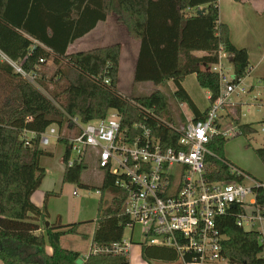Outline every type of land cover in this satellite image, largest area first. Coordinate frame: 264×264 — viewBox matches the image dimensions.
Segmentation results:
<instances>
[{"label": "trees", "instance_id": "1", "mask_svg": "<svg viewBox=\"0 0 264 264\" xmlns=\"http://www.w3.org/2000/svg\"><path fill=\"white\" fill-rule=\"evenodd\" d=\"M112 13L117 14L129 36L140 41L134 81L156 86L147 95L128 98L118 90L120 43L68 52L72 43ZM220 45L232 54L233 81L239 83L249 72V52L231 42L228 25L220 21L219 0H0V261L130 264L123 253L93 251L122 242L130 221L123 213L128 192L116 185L117 177L108 168L99 167L102 182L94 188L102 195L112 192L113 198L106 204L103 197L100 199L97 217L92 220L96 223L92 249L82 263L78 262L81 253L64 247L61 239L67 234H82L79 229L83 222L63 224L58 217L57 222L46 224L50 217L47 204L39 207L32 201L47 172L41 158L51 154L42 148L40 133L52 124L58 126V141L66 145L63 182L80 185H84L82 171L89 159L84 156L68 164L71 116L88 122L105 118L114 109L122 116V128L139 123L165 146L175 145L179 133L157 116L185 121V115L180 107L174 110L175 115L160 86L173 81L176 89L172 97L177 105H188L195 120L205 118L210 107L199 109L182 82L196 73L199 84L211 93L210 104L214 102L220 95V81L208 67L218 62ZM3 55L25 71L37 73V84L50 97L16 71ZM48 62L53 64V71L46 67ZM234 120L239 133L246 137L257 131L253 123H241L239 114ZM29 131L38 135L28 136ZM141 132V128L133 130L135 134ZM228 139L217 134L209 143L217 155L207 159L213 180L236 177L228 163L235 165L224 154ZM254 150L264 163V145ZM237 178L243 180L242 176ZM54 193H46V200ZM256 193L257 201L264 203V187L256 188ZM241 211L238 205L217 219L225 235L223 255L236 264H264L259 233L237 223ZM141 244L144 258L177 259L170 248Z\"/></svg>", "mask_w": 264, "mask_h": 264}, {"label": "built area", "instance_id": "2", "mask_svg": "<svg viewBox=\"0 0 264 264\" xmlns=\"http://www.w3.org/2000/svg\"><path fill=\"white\" fill-rule=\"evenodd\" d=\"M231 57L220 45L218 62L208 67L219 77L220 95L211 103L205 118L173 121L157 116L179 133L175 145L165 146L149 128L139 123L122 128V116L116 110L111 116L88 122L71 116L73 129L68 134L71 144L68 164L71 166L75 159L94 155L98 167L108 168L117 177L116 185L128 192L123 208L130 219L127 227L143 224V244L172 249L177 255L176 262L182 264H213L225 258L222 252L225 235L217 219L227 214L234 204L242 208L237 214L238 225L257 231L259 242L264 244V203L257 201L256 193V188L264 187V182L230 163L235 178L213 180L208 174V156H217L209 147L213 136L222 134L230 138L240 132L234 120L239 112L230 96L243 79L239 83L233 81ZM3 58L23 77L37 83V73L25 71L7 56ZM226 107L230 115L228 128L221 124V111ZM139 128L141 133H133ZM27 135L36 137L38 134L29 131ZM59 135L57 125L52 124L40 133V143L49 145L51 138L58 139ZM237 176H242L243 180ZM247 179L252 180V184H246ZM249 195L254 198L247 200ZM132 239L133 235L130 240L124 238L122 242L93 251L123 253L128 257Z\"/></svg>", "mask_w": 264, "mask_h": 264}, {"label": "rangeland", "instance_id": "3", "mask_svg": "<svg viewBox=\"0 0 264 264\" xmlns=\"http://www.w3.org/2000/svg\"><path fill=\"white\" fill-rule=\"evenodd\" d=\"M110 15L112 16L108 19V22L104 24L103 27L100 25L95 31L97 37L92 35V39L89 38L80 41V43L85 42L82 46L83 49L103 46L115 41H121V43H125L126 49L127 47L129 48V43L127 41H130L128 37L129 34L127 35L128 30L124 27V24L121 23L123 25L122 33H119L118 30H116V33L111 34L112 36L108 35L113 31V26L116 25L115 17H117V21L119 22L117 14L112 13ZM75 49L74 45L70 48L71 51H74ZM122 64L118 90L125 97L131 98L147 95L156 88L151 82L134 81L135 59L130 60L129 56L126 54ZM46 67H49L50 70L52 69L53 71L54 66L51 62H48ZM182 84L188 89L201 109L210 106V100L207 97V89L199 84L196 73L187 75ZM36 86L50 97L49 93L43 87L37 83ZM241 87H245L246 92H241ZM160 88L168 96L170 101L169 105L173 111L180 107L181 110L190 114V108L186 104H179L178 106L177 102L172 97V92L176 89L173 81L160 86ZM230 98L232 102L236 104L237 111L240 112V122L253 123L257 131L247 137L242 134L230 137L224 146V154L235 166L243 169L253 179L264 182V163L254 150L255 147L264 145V74H254L244 77V80H242L239 87L232 93ZM113 113H115V110L111 109L109 111V116ZM228 123L229 120L225 121L224 125H228ZM71 133H73V130ZM42 148L51 153L44 155L45 157H43V161L48 163L47 167L53 171L47 182L52 179L53 181L62 180L64 173L62 170V167L64 166L62 156L65 152L66 145L52 137L50 144L42 145ZM72 156L74 157L75 154L73 153ZM88 159L89 165L82 171V183L84 185L65 183L63 187H61L59 184V189H57L58 192L49 195V197L53 196V209L58 211L57 213L68 219H73V221L84 220L81 225L82 227L79 229L82 234H67L62 240V245L64 247H68L81 253L78 259L79 263L83 262L84 257L87 256L92 249L94 227L92 219L97 217L101 197H103L104 204L110 202L113 198L112 192L105 191L102 195L99 189L94 188L101 184L103 172L98 167L94 155H89ZM245 183L248 185L252 184V180L247 179ZM75 191L77 194L74 193ZM253 198V195L247 196V200H252ZM83 233L86 235H83ZM132 235L133 243L128 255L130 264H182L178 261H159L154 258L143 257L141 250V243L145 240L143 224L136 223L134 228L130 226L126 227L124 234L125 239L130 240ZM213 264L236 263L224 258L214 261Z\"/></svg>", "mask_w": 264, "mask_h": 264}, {"label": "crops", "instance_id": "4", "mask_svg": "<svg viewBox=\"0 0 264 264\" xmlns=\"http://www.w3.org/2000/svg\"><path fill=\"white\" fill-rule=\"evenodd\" d=\"M219 9H220V21L223 23H226L229 27V35H230L231 42L239 48H246L249 52L250 67H249V72L247 73L246 76L254 75V74H264V0H219ZM111 16L112 15H110L105 21H100L95 29H93L91 32L87 33L85 36L79 38L74 43H72L68 48V52L72 53V52H76V51L89 50L92 48H96V47H91L88 49H83L82 46L85 42L80 43V41H84V40H87L89 38L92 39L93 36L97 37V34L95 31L98 29V27L100 25H102L101 27H103V25L108 22V19ZM115 18H116V20H115L116 25L113 26V31L108 34L109 36H112L111 34L116 33V30H118L119 33H122V31H123L122 30L123 25L117 21V17H115ZM128 34L129 33L127 32V35ZM128 37H129L130 41L127 40L129 43V48L127 47V49L125 48V43H121V41H115V42H111V43L107 44V45H111V44H115V43L121 44L119 80H120V74H121V69H122V65H123L122 64L123 59H124V56L126 54L129 56L130 60L135 59V67L137 64L139 48H140V41L131 38L129 35H128ZM73 45L75 46L76 49L74 51H71L70 48ZM107 45H103V46H107ZM97 47H101V46H97ZM195 53L203 54V52H195ZM134 73H135V71H134ZM243 80H244V78H243ZM118 86H119V81H118ZM241 88H244V89L242 90ZM241 88H240L241 92H246L245 87H241ZM186 90L188 91L187 88H186ZM188 93L191 95V93L189 91H188ZM191 97L194 100V102L196 103V101L192 95H191ZM207 97L210 100V91H208V90H207ZM181 105H184V104L182 103ZM196 105L199 107V109H201L197 103H196ZM208 107H210V106H208ZM208 107L205 109H201V110L205 111L206 109H208ZM182 111L185 115V121L187 118H194V114L191 111V109H190V114L186 113L184 110H182ZM239 115H240V112H239ZM221 116H222V119H221L222 126L224 128L230 127V124H229L230 123L229 107H226L225 110L221 111ZM227 120H229L228 125H224V122ZM236 135H241V134L238 133ZM236 135H234V136H236ZM56 140H58V139H56ZM46 151H48V150H46ZM43 157H45V156H42V158H41V165L43 167H45L47 174L44 177L40 187L32 195V201L39 207H43V205L45 203L47 204V208H48V211L50 214L48 221L50 223L57 222L58 217H60V221L63 224L72 223V222H84V220L73 221V219H68V218L62 216L61 214L57 213L58 211H55V209H53V196L49 197L48 201L46 200V193H50V192L57 193L58 192L57 189H59V184L61 187H63V185L65 183L63 182V178H62V180L60 179L59 181H57V180L53 181V179H52L51 181L47 182V180L50 177V174H52L53 171L49 167H47L48 163L46 161H43ZM62 168H63L62 170L64 172L65 171V164ZM63 177H64V173H63ZM75 194H77V193H75ZM92 220H94V219H92ZM93 223H94V227H93V232H94L96 223L94 221H93ZM80 227H82V226H80ZM83 235H86V234L83 233ZM65 236H67V235H64L62 237L61 243H62V240ZM66 248H68V247H66ZM130 250H131V248H130ZM159 261H162V259ZM173 262H176V260H174ZM0 264H4V263L2 261H0Z\"/></svg>", "mask_w": 264, "mask_h": 264}, {"label": "water", "instance_id": "5", "mask_svg": "<svg viewBox=\"0 0 264 264\" xmlns=\"http://www.w3.org/2000/svg\"><path fill=\"white\" fill-rule=\"evenodd\" d=\"M233 76H234V74H233ZM235 206H236V205L234 204L233 207H235ZM46 224L48 225V224H49V221H47Z\"/></svg>", "mask_w": 264, "mask_h": 264}]
</instances>
